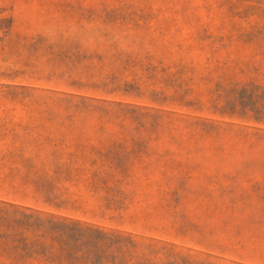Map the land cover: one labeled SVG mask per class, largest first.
Returning <instances> with one entry per match:
<instances>
[{"label":"rangeland","instance_id":"1","mask_svg":"<svg viewBox=\"0 0 264 264\" xmlns=\"http://www.w3.org/2000/svg\"><path fill=\"white\" fill-rule=\"evenodd\" d=\"M0 204L264 264V0H0Z\"/></svg>","mask_w":264,"mask_h":264},{"label":"trees","instance_id":"2","mask_svg":"<svg viewBox=\"0 0 264 264\" xmlns=\"http://www.w3.org/2000/svg\"><path fill=\"white\" fill-rule=\"evenodd\" d=\"M112 237L79 223L0 204V256L8 264H26L31 260L49 264H107L117 256L106 255L109 245L99 243ZM116 253H121V249H116Z\"/></svg>","mask_w":264,"mask_h":264}]
</instances>
